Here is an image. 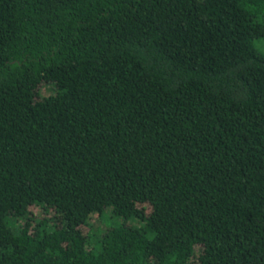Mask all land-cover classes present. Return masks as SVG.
I'll list each match as a JSON object with an SVG mask.
<instances>
[{"label": "trees", "instance_id": "1", "mask_svg": "<svg viewBox=\"0 0 264 264\" xmlns=\"http://www.w3.org/2000/svg\"><path fill=\"white\" fill-rule=\"evenodd\" d=\"M260 41L264 0H0V264H264Z\"/></svg>", "mask_w": 264, "mask_h": 264}, {"label": "rangeland", "instance_id": "2", "mask_svg": "<svg viewBox=\"0 0 264 264\" xmlns=\"http://www.w3.org/2000/svg\"><path fill=\"white\" fill-rule=\"evenodd\" d=\"M263 44H264L263 41H260V42H257V43H256V45H257L258 48H260V46L263 45ZM46 90H47V92H49V91H50V87H46ZM111 221H112V220H110L109 223H110Z\"/></svg>", "mask_w": 264, "mask_h": 264}]
</instances>
